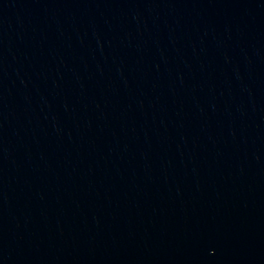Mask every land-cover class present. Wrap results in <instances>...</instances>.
I'll return each mask as SVG.
<instances>
[{
  "label": "water",
  "instance_id": "water-1",
  "mask_svg": "<svg viewBox=\"0 0 264 264\" xmlns=\"http://www.w3.org/2000/svg\"><path fill=\"white\" fill-rule=\"evenodd\" d=\"M0 264H264V0H0Z\"/></svg>",
  "mask_w": 264,
  "mask_h": 264
}]
</instances>
